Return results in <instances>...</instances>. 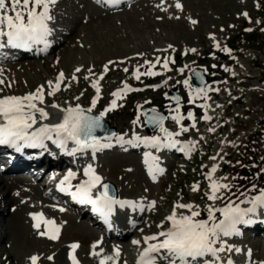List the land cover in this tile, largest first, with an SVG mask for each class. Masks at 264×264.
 Masks as SVG:
<instances>
[{
    "label": "rangeland",
    "instance_id": "rangeland-1",
    "mask_svg": "<svg viewBox=\"0 0 264 264\" xmlns=\"http://www.w3.org/2000/svg\"><path fill=\"white\" fill-rule=\"evenodd\" d=\"M176 2L177 0H136L119 10L108 11L90 0H58L52 10L54 20L50 22V27L54 29L53 33H57V36H53L60 38V41L57 39L60 43L53 48L51 54L39 58H21L18 62H9L10 66L2 65L5 69L0 68V79L4 81V84H0V95L35 92L40 86H44L47 95L51 90L48 81L55 82L63 72L65 79L55 95L56 101L48 95L47 97L49 103L66 107L76 106V103L69 101L90 99L96 93L92 87L95 81L99 82L100 95L104 97L100 106L107 104L117 87L127 81L131 82L137 67L146 61L155 62L157 58L161 65L165 58L175 61V67L169 66L170 71L161 66L157 70L160 75L148 76L163 86V90L173 83H179L177 87L183 94L184 81L188 80L189 72L195 66H201L209 75H214L215 79L211 80L210 85L202 89L205 96L204 110L193 113L194 119H190L184 126L175 124L169 117L167 127H170L172 133L177 130L179 132L181 127L188 128L187 132L180 135H184L192 143L194 150L187 159L172 156L169 169L158 184L148 181L139 156L134 152L113 149L100 156L95 164L107 179L117 181L121 196L156 202L155 207L141 215L135 225L136 233L141 231L148 236L169 226L164 222L163 228L157 227L162 221H166L165 218L171 214L177 202L192 203L201 210L203 194L200 190H192L194 184L190 180L194 172L191 168L193 163L197 168H208V171L214 164L219 165L214 178L228 177L225 181L228 183V168L235 165L237 154L242 152L240 149L252 132L259 133L256 135L261 145L259 149L264 154V30L257 31L258 34L255 35L240 34L246 27L251 28L264 21V0L261 1L260 14L257 13L260 0H179L183 5L182 11L175 7ZM243 13L248 15L244 16ZM192 20L197 23L193 24ZM228 41L235 46H242L239 54L222 62L213 60L209 54L211 47ZM105 65L110 72L100 79L105 74ZM77 68L81 71L76 72ZM125 68L128 69L127 72L124 71ZM73 76L76 77L75 80L72 79ZM164 101L156 91H144L124 97L122 107L118 105L116 112L108 115L110 125H114L118 132L128 137H132L133 133L141 136L144 134L142 119L138 115L140 122L133 124L138 117L133 106L154 102L157 107L164 108ZM95 110L92 113L96 114ZM205 114L211 119H203ZM193 123L195 127H192ZM213 156L216 157L215 160L210 159ZM197 162L200 165H196ZM203 182L208 193L209 181L204 178ZM22 188L15 189L21 193L13 195V191L12 196L19 198L18 201L22 199L23 207L31 211L27 212L31 214L32 206L35 207L32 201L38 195L22 194ZM181 192L184 195H180ZM215 202L221 203V200ZM35 204L46 205L40 197L35 199ZM8 205V202H0V209L7 208ZM7 210L0 213V216L7 219L10 213L15 212ZM177 212L187 214L184 209H177ZM121 213L129 221L136 219L140 210L139 207H129L122 209ZM1 223L0 264H25L33 250L40 254L44 250L42 264H61L65 257V249L61 251V248H66L65 243L75 239L82 243L79 244V256L84 259L92 256V245L97 240L96 232L77 216L63 220L64 228L59 242L35 239L30 232L29 223L26 226L20 219L9 225L4 235L5 224ZM247 236L243 242L250 244L258 258H264V239L259 234L252 235V232H248ZM103 245L100 244L96 250L102 248L104 253H108L109 249ZM237 255L240 256L241 253ZM49 256L55 261L48 260Z\"/></svg>",
    "mask_w": 264,
    "mask_h": 264
},
{
    "label": "snow or ice",
    "instance_id": "snow-or-ice-1",
    "mask_svg": "<svg viewBox=\"0 0 264 264\" xmlns=\"http://www.w3.org/2000/svg\"><path fill=\"white\" fill-rule=\"evenodd\" d=\"M57 3L58 0H0V49L6 46L30 48L34 45H43L45 49L49 47L48 37L54 31L50 27V22L54 20L52 10ZM175 7L181 11L183 10V5L179 0H177ZM243 15L247 16L248 14L243 13ZM191 22L193 24L197 23L195 20ZM224 50L229 51L228 49ZM191 51L195 52L196 50L191 49ZM159 62V58H157L156 63ZM170 62L174 63L175 61L165 58L161 65L162 68L170 71ZM145 63L148 64L147 71L141 72L140 68L137 67L133 73L136 80H140L141 76H157L161 74L153 71L156 64L150 61ZM75 71L80 72L81 69L77 68ZM107 71L108 66L105 65V72ZM124 71L127 72L128 69L125 68ZM180 71L183 72V69H180ZM89 72H91V69H89ZM64 79V73L61 72L55 83L48 81V87L51 90L47 92V95L54 96L60 91V85ZM72 79L75 80L76 77L73 76ZM100 79H103V76ZM0 84H4L2 79H0ZM184 84L189 86V81L185 80ZM92 87L95 88L97 95L92 99L91 107L84 109L79 104L74 107H61L53 103L51 107L58 109L62 113L59 122L39 123V126H37L38 122L50 119V114L45 108L39 106L45 102L44 86H40L35 92H30L23 96H0V146H9L16 151H20L25 147L46 148L45 142L52 141L59 148L68 151L69 154H75L87 149L96 152L110 147V142H102L101 138L95 135V132L103 127L102 118L107 112L118 106L117 100L123 99L124 94L130 91H140L141 89L131 88L125 83L123 89L112 93L114 99L109 107L100 112L99 115L94 116L91 114L92 109L96 107L101 89L98 81L93 82ZM170 111L175 112V115H172L171 118L177 124H180L184 117L179 112L178 101L177 107L170 109ZM143 115L145 123L149 126L158 127L164 134L163 138L158 136H140L133 133L132 140L126 141L123 136H117V142L122 144L137 142L157 148L174 146L179 141L174 140L173 137L188 131L187 127H181L179 132H169L163 126L166 117L160 115L155 109H150ZM187 118L194 119L193 114L189 112ZM203 119L210 120L211 117L205 114ZM139 122L140 117L138 116L133 121V124H138ZM192 127H195L194 123ZM209 130L213 131L214 129ZM111 138V136H108L105 139L110 141ZM69 142L74 145L70 150L68 149ZM181 150L191 153L194 148L190 142ZM210 159L215 160L216 157L213 156ZM218 167L219 165L214 164L206 173L205 178L209 181V191L206 195L207 199L213 202L226 200L224 206L216 208L209 205L207 218L199 219L201 212L198 205L177 202L171 214L165 218L169 226L158 233L143 237V244L146 247L140 251L136 264H193V261L197 258L206 256L213 258L210 264H235L231 256H228L227 259H222L220 254L239 253L241 249L228 245L223 237L238 234L237 225L251 223L257 215L264 213V188H258L253 183L251 188L241 192V196H244L245 199L237 202L226 198L224 192L231 191L232 185L225 182L228 177L214 178ZM151 170L154 173V178L155 173L162 171L155 164L151 165ZM261 171L264 172V169H261ZM75 175L74 172L70 171L60 182L59 190L70 194L72 199L80 204L92 205L93 211L99 214L105 222H111V217L117 206L120 208L132 207L134 209L139 207L140 211L145 210L143 204L138 205L133 201L118 199L113 194L114 189L103 181V178L91 164L84 169L86 179L76 185L75 191H72L71 181L75 178ZM192 190L197 191L198 186L194 185ZM247 192L254 194L249 197L246 194ZM241 204L249 206L241 207ZM155 205L156 202L151 201L147 208L152 209ZM177 209H184L187 214L184 212L178 213ZM64 210V208H60L61 212ZM216 213H220L222 218L218 219ZM31 216L34 221L33 227L40 236L47 237L53 241L59 239L61 224H57L54 219L46 218L42 212L32 213ZM42 226L43 230L41 231ZM157 227L163 228V223ZM100 243L101 241L94 243L92 245L93 250L90 253L93 257L99 258L98 264H121V249L117 246L114 247L110 254H102L104 251L102 248L99 251L96 250L99 248ZM132 243L137 246L141 245L140 240H133ZM79 247L78 243L70 245L71 253L69 258L72 264H80L75 255V251ZM28 259L30 264H38L40 257L32 255ZM47 259L52 260L53 257L49 256ZM205 264H209V262L206 261ZM260 264H264V261H261Z\"/></svg>",
    "mask_w": 264,
    "mask_h": 264
},
{
    "label": "bare ground",
    "instance_id": "bare-ground-1",
    "mask_svg": "<svg viewBox=\"0 0 264 264\" xmlns=\"http://www.w3.org/2000/svg\"><path fill=\"white\" fill-rule=\"evenodd\" d=\"M84 102H87V100L84 99ZM67 106L69 107V105H67ZM61 107H66V106H63L62 105ZM94 109H96V108H94ZM48 112L50 114V120L51 121H52V119L59 120L62 117V113H60L58 109H54V108L51 107V108H49V111ZM46 122H48V120L43 121L42 123H46ZM52 123H54V122H52ZM37 126H39V123L37 124ZM163 126L165 127L166 125L163 124ZM158 131H160V130H158ZM104 179H107V178L106 177H103V180ZM0 185H2V187H3V188L2 187L0 188V194H1V196H0V202H1V200L2 201H5V202L8 201V204H9L8 205L9 206L8 207V210L6 208L5 210L0 211V213L5 212L6 210L9 211L11 209V207L15 205V212L10 213V217H8L7 219H5L4 216H0V223L1 222H4V224H5L4 232H3L4 235L6 233V230L8 229V226L11 225V224H14L18 219L23 220V224H25L26 226H28V223H29V225L30 224L32 225L33 222H34L33 219H32V216H31L32 213L31 214L27 213V212H31V211H27V209H25L23 207L24 205L22 204V199H20L18 201L19 198L12 196L11 190L12 189H17V188L19 189V188L23 187L22 188V194L27 195L29 193V194H33V196L34 195H38L39 196V195L42 194V191L40 190V188L38 186L32 184L30 181H27L25 179H22V178H19V177H13V175H1V174H0ZM19 193H21V192H19ZM43 195H46V194H43ZM29 196H32V195H29ZM29 201H30V199H29ZM34 208L35 207L32 206V209H34ZM49 210H52V209H49L48 207H46L47 213L49 212ZM18 211H20V213H18ZM41 212H44V211L41 210ZM49 216H51V215H49ZM22 217H23V219H22ZM72 217H74V216H72ZM29 229H30V226H29ZM30 232H31V229H30ZM126 234H127V232L124 233L122 236L124 237ZM35 239H37V238H35ZM41 241H43V240H41ZM128 248H129L128 245H126L125 243H121V245H120L121 253H124ZM2 262H4V261H2Z\"/></svg>",
    "mask_w": 264,
    "mask_h": 264
},
{
    "label": "trees",
    "instance_id": "trees-1",
    "mask_svg": "<svg viewBox=\"0 0 264 264\" xmlns=\"http://www.w3.org/2000/svg\"><path fill=\"white\" fill-rule=\"evenodd\" d=\"M258 34V33H256ZM247 156H241V165L236 171L240 175L235 179L234 183L237 188H245L251 186L253 183L256 185L264 180V173L259 171L264 169V162L257 159V151L255 148H246Z\"/></svg>",
    "mask_w": 264,
    "mask_h": 264
},
{
    "label": "water",
    "instance_id": "water-1",
    "mask_svg": "<svg viewBox=\"0 0 264 264\" xmlns=\"http://www.w3.org/2000/svg\"><path fill=\"white\" fill-rule=\"evenodd\" d=\"M196 72V71H195ZM205 80H202V81H197L196 78L194 79V83L197 84V85H201L204 83ZM103 134V133H102ZM102 134H97L96 136L100 137Z\"/></svg>",
    "mask_w": 264,
    "mask_h": 264
}]
</instances>
